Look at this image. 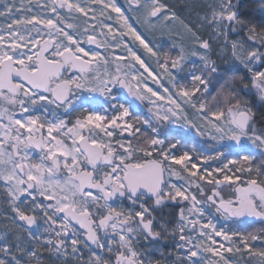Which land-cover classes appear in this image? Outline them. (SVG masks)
<instances>
[{
	"label": "snow or ice",
	"instance_id": "6c2138e0",
	"mask_svg": "<svg viewBox=\"0 0 264 264\" xmlns=\"http://www.w3.org/2000/svg\"><path fill=\"white\" fill-rule=\"evenodd\" d=\"M0 2V17L9 18L7 35L12 41L5 47L4 36L0 35V101L8 105L0 107V121L7 118V123L0 122V264H232L214 247V237H223L235 245L224 248L220 244L219 248L230 253L247 250L249 255L260 257L259 264H264V250L251 244L264 240V228L229 235L217 230L211 219L207 223L202 219V205L210 204L225 219L264 222V20L258 23L245 16L240 0H204L203 12L197 13L194 24L185 23L161 0H128L129 11L138 14L133 17L137 23L142 20L155 27V22L162 20L181 25L182 42L173 45L177 49L175 57L164 53L163 62L158 59L157 64L185 103L201 114L199 122L178 114L177 110H184L170 94L168 99L176 108L163 112L158 108L153 113L154 124L152 120L132 117L131 105L120 102L114 91L118 86L135 99L153 104L151 98L158 97L144 82L147 78L131 72L132 60L141 67L145 65L123 37L131 36L153 56L157 53L129 23L115 0H89L88 6L52 0L50 6L43 7H50L56 14L54 19L17 17L23 5L17 7L15 0ZM91 5H101L99 15L115 19L120 25L119 40L111 26L103 25L116 41L115 45L103 42L105 55L82 46L101 43L88 34L87 28L80 31L72 23L66 25L72 31L61 27L64 17L58 9L84 16L92 11L95 19L96 9ZM259 9L264 13V0H259ZM121 44L127 50L129 64L118 63L114 74L100 73L99 65L110 63L111 53L107 50ZM193 58L199 59V68ZM124 59L115 57L117 61ZM217 60L238 67L222 69ZM188 63L193 69L190 88L178 85L170 71L183 72ZM258 63L260 67H254ZM122 67L129 71L121 74ZM240 71L247 76L229 75ZM213 80L224 81L212 97L217 104L215 110L194 99L201 86L207 92ZM241 92L254 94L260 108L255 109ZM17 106L21 118H16L12 110ZM57 110L77 115L72 121L61 118ZM45 114L53 119H47ZM181 121L200 136L227 142L221 147L239 157L213 170L221 178L207 168L198 175L194 171L198 165L189 153L174 151L180 142L161 138L167 135L162 132L163 124ZM137 123L150 129L151 134L142 131ZM125 134L128 138H123ZM33 148L39 150L38 159L29 155ZM224 155L220 151L205 161ZM257 157L260 162L254 165ZM172 178L184 184L177 185ZM202 181L212 186L208 190L211 194ZM193 185L195 192L190 191ZM225 190L228 199L221 194ZM117 200L127 201V207L115 206ZM167 201L187 202L186 207L179 208L171 227L169 221H157L154 214ZM102 232L109 237L107 243ZM192 232L197 235L189 234ZM232 236L240 237L238 244ZM170 239L174 243L172 251L165 253L157 248L159 257L150 254L152 247H145ZM97 249L106 250L107 256L98 254ZM202 253L219 256L220 261L206 260Z\"/></svg>",
	"mask_w": 264,
	"mask_h": 264
},
{
	"label": "rangeland",
	"instance_id": "374dc122",
	"mask_svg": "<svg viewBox=\"0 0 264 264\" xmlns=\"http://www.w3.org/2000/svg\"><path fill=\"white\" fill-rule=\"evenodd\" d=\"M9 3L12 2V0H8ZM71 3H80L84 6H88L89 0H70ZM118 6L121 7L122 11H124L125 15L129 17V23L132 24L133 28L141 34L142 38L145 39V42L149 44V47L152 48L153 52L157 53V56H153L151 53L147 52L142 45L139 44L138 41H134L131 36H125L123 37V41L125 44H127L129 47L133 48V50L136 52V54L141 58V60L144 62L145 67H147L148 71H145V67H141L140 63L132 60L131 63L134 65V67L131 69V72L133 74H136L138 76H142L147 78L144 82L148 85V87H151L153 91H156L158 93V97H163V99H159L158 97H152L151 99L155 101V104L150 103L148 100L145 101H139L135 99L134 97L130 96L126 89H120L118 86L116 89H114L118 99L120 102H126V106L129 104L131 105V114L132 117H139L140 120H152V122L155 124V118L153 116V113L157 111L159 108L161 112L164 110H167L168 108L175 109L176 104H179L181 108H183V112L180 113L179 110L178 114L182 116H187L189 121L192 122H199V116L200 113H197L195 109H193L189 104L185 103V98L180 96L178 94V88H173L172 84L169 82L170 77L159 68L157 64V60L159 59L160 62H163V55L164 53H168L169 55L175 57L177 53V49L173 47L175 44H180L182 41L180 39V33H182L183 29L178 21H162L157 20L155 22V27H149L148 25L144 24L141 20L140 23H137L136 19L133 17L138 15L137 13H134L132 11H129V4L128 0H115ZM162 3H166L176 11L177 15L185 21V23H192L194 24L197 20V13L203 12V8L201 5L204 3V0H161ZM15 3L17 7L21 8V11L19 13H16L15 15L17 17H24V16H32V15H38L41 18L47 19V18H55V13H52L50 10V7H43L44 5H51L52 0H15ZM92 8L96 9V18L93 19L94 13L92 11L88 12L87 16H84L81 13H77L75 11H69L68 9H58V12L61 16L64 17V24L61 25V27H65L66 31H72L71 29H67L66 25L69 23L76 24L80 31H83L84 28L88 29L89 35H94L95 39L100 43V46H97V44H88L84 43L82 46L87 50L91 49L94 51H98L101 53V55L107 54L105 51V48L103 46V42L107 40L110 44L115 45L116 41L112 40V37L110 34H108V27H103V25H109L113 29V32L116 34V40L120 39L119 36V29L120 25L116 23L115 19L108 20L107 16H100L99 10L101 5H91ZM3 8V3L0 2V9ZM240 8L241 11L244 13L245 16L253 18L256 22L264 20V13H262L259 9V0H240ZM28 9H31V11H28ZM110 11V9L108 10ZM112 16L115 17L116 14L112 13ZM10 23V20L8 17H0V35L4 36V46L7 47L8 44H10L12 41L7 35V25ZM39 27L42 28V30L46 33V29L43 28V25H40ZM205 37L207 36V33H203ZM33 36H35V33H32ZM106 37V38H105ZM39 38V37H37ZM44 39H47V35H44ZM104 40V41H103ZM28 47H32V45H29ZM23 51H27V48L22 49ZM264 50V49H262ZM108 53H111L110 56V63L105 66L103 63L99 65V71L100 73H115L116 72V66L119 63L120 65H127L130 62V58H128L127 50L124 47L123 44H121L119 47H111L107 50ZM124 56L125 59L122 61L115 60V57ZM216 59V57H213ZM195 60V63L197 65V68H199L200 61L198 58H193ZM217 63L220 64L221 68L225 67H238V65H224L220 60H217ZM95 67V65H94ZM254 67L259 68L260 64L254 65ZM261 70H264V68H261ZM129 71L128 68L122 67L121 74L124 72ZM173 75L176 76V79L178 81V85H183L185 87H192V81H191V72L193 71L191 63L186 64L185 70L183 72L177 73V70L170 69ZM151 72L152 76H149L148 73ZM240 73H243L245 76H247V73L244 71H240ZM197 74H199L197 72ZM156 77L157 80H153L152 77ZM131 79V77H129ZM158 81V82H157ZM215 81V80H213ZM132 83L135 84L136 81L132 80ZM224 83V82H223ZM222 83V84H223ZM213 84V82H212ZM216 84V85H215ZM213 86L216 88H220L219 83H214ZM211 87V88H214ZM237 87H239L237 85ZM165 88H167L169 91L165 92ZM211 88L209 86L208 91H203V86H201V91L196 93V96L194 99L197 100V102L203 101L208 106H212V104L217 105L215 101L212 100V97L217 94V92L211 91ZM218 88V89H219ZM147 94V93H146ZM171 94L172 99L176 101V104H172L168 96ZM252 95L257 100L258 98L252 94V93H245L241 92V95L247 99L246 95ZM83 95L87 96V93H84ZM98 95V94H97ZM150 95V94H148ZM102 99V98H101ZM259 101V100H258ZM210 102V103H209ZM260 102V101H259ZM212 103V104H211ZM0 107H8V105L4 104V102L0 101ZM152 109V112L149 111V109ZM213 110H215V107H211ZM16 112V118H21L19 114V107L17 106L15 109H12ZM58 115L61 116V118L69 119L74 121L76 118L77 113L71 112V113H63L62 110H57ZM29 113H24V116H27ZM32 114H40L39 112H34ZM111 114V111L109 112ZM47 119H53V117L50 114H45ZM128 119L131 120V117ZM2 123H7V118H5L3 121H0ZM135 123V121H132ZM71 126V125H69ZM137 127H141L142 131H149L151 134V130L147 129L146 126H143L141 124H136ZM169 127L173 130H180L184 132L187 136V138H193L197 141L196 147H192L191 145L189 147H185L189 143L186 141L185 143L181 142L180 138H174L172 134H169L167 136L162 135L161 138H164L166 140H172L173 142L179 141L180 143L177 145V149L174 151H177L179 154H182L184 151H187L191 157L192 162L197 163L198 169H195L194 171H197V174H203L204 169L207 168L208 171L213 172L214 176H217V178H221L220 174L217 172H214L213 170L220 167L222 168L225 163H227L230 160L239 159L238 156H236L234 153H229L228 150L221 147L222 144L227 142H216L213 141L209 135L200 136L196 133V130L186 126L183 121L180 123H165L161 127ZM23 131V130H21ZM123 138H128L127 134ZM0 139H2V130H0ZM223 151L225 153L224 156H221L219 159H207L205 161V158L208 157H216L217 153ZM29 155L33 159H38L39 157V151L36 149H30ZM176 167H179V165H176ZM229 167H234L233 165H229ZM231 175V173H229ZM246 178V174H245ZM172 182L176 183L177 185H183L184 181L178 180L176 178H172ZM204 184L206 191L208 194H211L209 189H211V185H208L205 181L201 182ZM187 186V185H185ZM223 188V186H221ZM190 191L195 192V185L192 186ZM225 199L229 198V193L227 190L223 191L221 193ZM199 199H204V197H199ZM179 200V198H178ZM128 202L123 201L121 203L120 200L116 201L117 207H127ZM187 202H181V203H174L171 201H167L165 203V206H163L160 209H157L154 213L157 217V221H169V226L171 227V223L175 221L176 214L179 211L180 207H186ZM204 208L205 215L202 218L204 223H207L208 219H211L213 223L216 224L217 230H223L227 232L229 235H232L233 232H236V225L240 224V220L238 218H229L225 219L222 216H220L216 211L215 207L211 206L210 204H204L202 205ZM158 210H162L158 211ZM195 218V217H192ZM242 223V222H241ZM206 231H208L206 229ZM191 235H197V233L192 232L189 233ZM111 235V230H109V237ZM102 238L104 239V242L107 243V240L109 237H105L103 232L101 233ZM217 240V244L214 246L219 249V251L227 258L229 261L232 262V264H259L260 257L258 256H252L249 255L247 250H244L240 253L235 252H227L222 248H219L220 244H224V248L233 247L235 248V245L232 244L230 241H225L223 237H214ZM118 239V237H117ZM240 237L239 236H232V241L239 243ZM260 241V244H264V241L257 240V242ZM207 243V241H206ZM94 247V246H93ZM145 247H152L154 250L150 254L154 257H159V251H156L155 249L159 248L160 250L164 251L165 253L172 251L174 247V243L170 239L169 241H159L156 242L153 245H147L145 244ZM98 254L107 256L106 250H96ZM202 255L205 257L206 260H213V261H220L219 256H212L211 253H202ZM85 259L87 258V250H85ZM198 259V258H197ZM220 264H223L221 261Z\"/></svg>",
	"mask_w": 264,
	"mask_h": 264
},
{
	"label": "trees",
	"instance_id": "16d2710c",
	"mask_svg": "<svg viewBox=\"0 0 264 264\" xmlns=\"http://www.w3.org/2000/svg\"><path fill=\"white\" fill-rule=\"evenodd\" d=\"M261 21H257V22L259 23ZM232 74L244 75L243 73H240V72L229 73V75H232ZM223 82H224L223 80H221L219 82L213 81V84L214 83H219V86H220ZM213 84L211 83L209 85L210 88L214 87ZM218 88L217 87L216 88L215 87L211 88V91L217 92ZM246 96H247V100L251 101V103H252V105H253V107L255 109H259L260 108V102L254 96L249 95V94L246 95ZM216 106L217 105H214V104H212V106L210 105V107H216ZM220 106H222V105H220ZM162 132L163 133H167V135L172 134L174 136V138H180L181 142H183V143H185L187 141L189 143V145L187 144L185 147H189L190 145L192 147H196V145H197V141L195 139L187 138L186 134L184 132L180 131V130L177 131V130H173V129L169 128V127H165L164 126V127H162ZM259 162H260V158L257 157V159L253 161V164L255 165V164H258ZM158 211L162 212V210H158ZM235 227L237 228L236 232L242 233V234H247L248 232H256L258 229L264 228V222H261V223H249V222H242L241 223L240 222V224H237ZM262 241H264V240H262ZM251 244H252L253 247H255L258 250H264V244H260V241L259 242L253 241V242H251Z\"/></svg>",
	"mask_w": 264,
	"mask_h": 264
},
{
	"label": "water",
	"instance_id": "95a60500",
	"mask_svg": "<svg viewBox=\"0 0 264 264\" xmlns=\"http://www.w3.org/2000/svg\"><path fill=\"white\" fill-rule=\"evenodd\" d=\"M38 150V149H36ZM39 151V150H38ZM241 220H244V221H248V222H255V223H259L261 221H258V220H254V219H251V218H239Z\"/></svg>",
	"mask_w": 264,
	"mask_h": 264
},
{
	"label": "bare ground",
	"instance_id": "6f19581e",
	"mask_svg": "<svg viewBox=\"0 0 264 264\" xmlns=\"http://www.w3.org/2000/svg\"><path fill=\"white\" fill-rule=\"evenodd\" d=\"M106 38V37H105ZM104 41V40H103Z\"/></svg>",
	"mask_w": 264,
	"mask_h": 264
}]
</instances>
